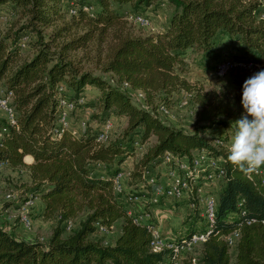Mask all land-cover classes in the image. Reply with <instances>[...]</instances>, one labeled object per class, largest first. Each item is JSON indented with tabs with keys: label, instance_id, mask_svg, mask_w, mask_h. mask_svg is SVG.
I'll list each match as a JSON object with an SVG mask.
<instances>
[{
	"label": "trees",
	"instance_id": "obj_1",
	"mask_svg": "<svg viewBox=\"0 0 264 264\" xmlns=\"http://www.w3.org/2000/svg\"><path fill=\"white\" fill-rule=\"evenodd\" d=\"M60 1L0 0V12H5L3 5H10L12 13L25 17L17 28L1 27L7 13V19L0 21V89L4 96L9 94L15 114L12 125L0 119V126L6 125L0 136V163L16 167L24 165V155L32 158L26 188L18 197L28 193L39 199L41 217L54 220L44 243L15 238L0 226V264H167L168 250L151 251L149 231L133 221L111 188L113 174L132 152L125 142L132 143L134 135L140 145L151 136L154 142L133 164L128 184L135 185L141 168L158 161L164 151L188 157L203 148L220 159L224 175L215 193L211 233L191 253L183 254L179 264H264V186L260 184L264 167L244 175L226 161L228 146H224L243 112L244 81L264 70V7L256 0H74L64 11ZM162 3L172 7L164 28L144 34L129 30L122 5L140 11ZM83 6L93 11H84ZM44 28H49L46 35ZM23 34L29 39L20 47ZM218 35L234 37L247 60L258 64L233 91L204 87L181 75L189 51L216 58ZM89 59L93 68L112 75L115 84L83 69V60ZM86 85L99 92L95 103L99 118L125 117L124 140L101 143L89 129L77 135L66 128L53 131L57 98L75 101ZM124 89L141 92L146 107L134 104ZM180 92L196 105L190 131L162 121L153 110L158 105L169 108ZM215 127L223 129V137L214 134ZM210 137L220 144L212 145ZM79 215L82 218L75 225L73 219ZM195 215L189 216L187 234ZM117 220H121L118 235L112 244H104L96 237L99 228L108 230ZM66 221L72 223L69 231ZM233 231L238 236L229 247L225 237Z\"/></svg>",
	"mask_w": 264,
	"mask_h": 264
},
{
	"label": "built area",
	"instance_id": "obj_2",
	"mask_svg": "<svg viewBox=\"0 0 264 264\" xmlns=\"http://www.w3.org/2000/svg\"><path fill=\"white\" fill-rule=\"evenodd\" d=\"M258 3L264 6V0H258ZM82 9L84 11L88 10L85 6H83ZM69 12L72 14L75 13V8H70ZM6 19L7 14L1 11L0 21L3 22ZM133 22L141 27L149 26L147 18L141 14H134ZM28 39L27 34L20 36L19 46L24 47ZM256 67H258V64L252 60L221 59L215 63L213 72L217 78L224 77L227 73L235 69L243 70L249 75ZM123 86L126 87L127 85L123 84ZM135 92L139 97L143 98L141 92L137 90H135ZM184 96H188V94L185 93ZM81 103V97L75 101L61 97L57 98L58 116L56 127L53 129L54 132L66 128L70 130L71 134H78L75 130L69 129L68 114L75 109L77 105H81ZM184 103V100H182L179 104L182 105ZM0 108L5 113L3 119L6 125L14 124L15 114L13 108L9 105V94L4 96L1 89ZM155 112L168 115L169 108L164 105H158ZM6 125L0 126V136L1 133L6 131ZM81 125H83V123H81ZM110 129L111 122L106 119L101 123L100 128L96 132V141L101 143L107 142ZM134 144H136V142ZM211 144L218 145L220 141L215 138L211 141ZM159 164L163 167L162 174L159 173V170H149L146 166L141 168L140 177L135 179L136 188H132L131 185L128 184L131 170H122L120 168L111 178V188L114 194L120 195L124 193L126 195V201L141 206L142 211L140 213L128 214L132 215L133 221L143 224L149 231L151 236V251L158 252L166 249L169 252L167 264H179L183 254L191 253L194 247L205 241L211 233L216 204V198L215 196L213 197L212 194H215L216 190L213 193L209 191L205 192L203 188L205 185H210L215 182H218L219 186L224 172L220 166V159L208 155L203 148L193 150L188 157L177 156L169 151H164L159 156ZM2 165L5 164L0 163V167ZM95 165L98 168H102L101 163H96ZM260 171L261 168L257 172ZM260 184L264 186V177H261ZM35 199L34 196L28 193L24 194L21 199L12 193H5L4 201L17 204V207L11 205L6 206L4 209L6 211V225L18 221L23 228H29L31 219L28 210L33 207ZM162 199H184L186 201L191 212L194 211L191 215L196 213L191 232L176 239L164 238L160 235L152 222L148 208L151 205L157 204ZM240 213L242 214L243 211ZM6 225H2V227L7 230L8 226ZM71 228L72 223L66 221L65 230L69 231ZM99 229L106 231L103 227ZM237 236V232L233 231L225 237L229 247L233 246ZM190 262L194 263V257L190 258Z\"/></svg>",
	"mask_w": 264,
	"mask_h": 264
},
{
	"label": "rangeland",
	"instance_id": "obj_3",
	"mask_svg": "<svg viewBox=\"0 0 264 264\" xmlns=\"http://www.w3.org/2000/svg\"><path fill=\"white\" fill-rule=\"evenodd\" d=\"M258 2V0H256ZM74 0H61L60 1V7L64 11L68 9V5L70 3H73ZM120 10L125 13V20L127 22V26L129 30L133 34H144L147 32H152L156 30H160L165 27L167 24L168 18L170 14L172 13V7L166 3L158 4V5H153L148 8H143L140 11H133L129 5H122L120 7ZM93 9L88 7L87 12H92ZM4 12V11H3ZM8 14V19L7 22L1 27H12V28H17L21 26L22 24L25 23V17L19 16L17 12L12 13V8L10 5H7V8H5V12ZM141 14L145 16L149 22L148 27H141L138 26L133 22V16L134 14ZM49 31V28H44L42 34L46 35ZM29 38L33 39L34 34H29ZM217 38L215 39V50L217 52L216 58L214 60H211L210 56L208 58H203L200 53L192 52L189 51L187 52L186 56V61L185 64L183 65V72L182 76L189 80V82H194L203 85L204 87L208 86H224L223 82L225 80H229V82H232L233 84H237L239 81L247 77V74L245 71L240 70V69H235L232 70L231 72L227 73L224 77L217 78L214 75L213 72V66L214 64L219 61L220 59H244L247 60L249 59L248 54L244 52L242 47L239 45L237 40L234 37H227L225 35H218L216 36ZM27 48V47H26ZM24 54V53H22ZM76 55H80V51L76 52ZM90 55H92V52H90ZM94 61L92 59L89 60H83V69H89L93 73L97 74L99 73L100 75L104 76L109 80V82L115 84L114 77L110 75L109 73H101L99 72L98 69L93 68ZM121 87V86H119ZM122 88V87H121ZM123 89V88H122ZM125 90V89H124ZM131 101L138 105V106H144L146 107V104L143 100V98L139 97L135 90H125ZM99 95V92L97 89H94V87H86L83 89V92L81 93L80 97L82 100L81 105H77L75 109H73L70 114H68V123L70 126V123L72 125L71 128H74L76 132L84 131L86 129H89L90 131L97 132L98 129L101 126V123L108 119L111 122V129L109 130L108 133V141H113L117 139L118 141L124 140V130H125V125H126V119L125 117H119V116H114L109 114L105 118H99L100 116L98 114V108L96 107V99ZM188 96H184V92H180L175 96V100H173L172 104L169 106V113L168 115H162L159 113H156L157 116L162 120L169 122V124H175V126H181V128H184L186 130H191L194 126V116L193 112L196 109V105L193 104V102L190 101ZM182 100H184V104H179ZM156 107L153 109L155 110ZM5 116L4 111L0 108V115ZM83 123V125H81ZM137 130H139L137 128ZM214 134L218 136L219 138L223 137L222 135L224 134L223 129L219 127L214 128ZM231 137L228 136L227 140L224 143V146H229L231 142ZM214 137L207 138L209 141L213 139ZM134 141L131 143L125 142L126 147L129 149V146L131 144L132 147V152L130 150V154L128 156H125L123 161L119 164V167L122 170H129L132 169L133 164L140 158L142 153L145 150L146 146H149L152 142H154V138L151 136L148 138L146 142H144L142 145H140L138 141V136L134 135L133 136ZM136 142V144H134ZM146 167L150 170H159V173L162 174L163 172V167L161 164H159V158L158 161H152L147 164H145ZM118 167V168H119ZM26 172L24 169L19 166L18 169L16 170H11L8 166L2 165L0 167V200L3 199L4 201V194L5 193H12L13 195H16L17 197L19 195H23V190L26 188ZM132 188H136V182L134 185V182L131 184ZM211 189V192L213 193L215 190L218 189V182H215L210 185H205L203 188V191L207 192ZM214 197L215 194H212ZM125 197L126 195L124 193L119 195V199L123 204L126 205L127 210L129 209L132 211V206L134 207V204H127L125 202ZM164 202H172L173 199H162ZM170 200V201H169ZM36 202V201H35ZM182 204V205H181ZM10 205V204H9ZM132 205V206H131ZM175 206L173 208V214L177 215H182L188 210L190 211V216H191V210L188 207V204L181 203L179 201L176 204L169 203V207ZM179 207H178V206ZM36 212L37 211V206L36 203L33 204V207L28 210V212ZM188 211V212H189ZM137 212V211H136ZM82 214V213H81ZM82 216V215H79ZM39 221L41 219L38 216H35ZM189 218V217H188ZM31 219V217H30ZM182 221L180 223H184V219H181ZM77 222V221H76ZM13 224L20 225L19 222L17 221L15 223L12 222ZM206 223V222H205ZM77 223H75L76 225ZM34 225H32V219H31V225L27 230L32 229ZM46 228V229H45ZM50 228V225H46L44 227V232L41 233L39 230V227L37 226L35 229V234L33 239L37 240L39 242L44 243L45 242V236L48 232V229ZM52 228V227H51ZM26 229V228H25ZM188 229V226H187ZM185 232V227L182 229ZM107 231V230H106ZM104 230H100V233L96 234V237H98L101 242L105 244H109L113 238L116 235L117 227L114 226L111 229L109 228L108 231L106 232ZM232 249H229V253L232 254Z\"/></svg>",
	"mask_w": 264,
	"mask_h": 264
},
{
	"label": "clouds",
	"instance_id": "obj_4",
	"mask_svg": "<svg viewBox=\"0 0 264 264\" xmlns=\"http://www.w3.org/2000/svg\"><path fill=\"white\" fill-rule=\"evenodd\" d=\"M240 105L226 161L248 176L264 167V70L244 81Z\"/></svg>",
	"mask_w": 264,
	"mask_h": 264
},
{
	"label": "crops",
	"instance_id": "obj_5",
	"mask_svg": "<svg viewBox=\"0 0 264 264\" xmlns=\"http://www.w3.org/2000/svg\"><path fill=\"white\" fill-rule=\"evenodd\" d=\"M260 6L264 7L262 5H260ZM5 8H7V5H3L2 6V9H5ZM223 85L224 86H222V87H224V88H226L227 90H230V91H233L235 89V87H236V84H233L232 82H229V80H225L223 82ZM86 87H93V86L86 85L84 87V89ZM94 89H96V88H94ZM3 118H4V116H2V114H1L0 115V119H3ZM164 122H166V121H164ZM166 123L169 124V122H166ZM170 125L175 126V124H173V123L170 124ZM70 126L72 127L71 123H70ZM70 126H69V123H68L69 129H74V128H71ZM175 127L181 128V126H179V125L175 126ZM182 129L185 130V131H190V130H186L184 128H182ZM80 132H82V131H80ZM31 161H32V158L29 155H24L23 156L24 165H21V167L26 172V178H27L26 181H28L27 165L30 164ZM18 167L19 166L9 167V168L11 170H16V169H18ZM119 169H120V167H119ZM209 192H211V189L209 190ZM35 201H36L35 203H36V206H37V211L36 212H31V211L29 212V216L32 219V225H34V227H32V229H30V230H27V229L23 228L21 225H17V224H13V223H8L6 225V223H7V221L5 220V212L6 211L4 209L6 208V206H11V205L14 206V203L6 202V201H3V199H1L0 200V226H2V225L8 226L7 231L15 238L22 239V240H25V241H33L34 240L33 237H34V234H35V229L34 228H36L38 226L40 232L41 233H45L46 231L44 232V227L46 225H50V228L48 229V232H47V234L45 236V240H46V238L49 236L51 227L54 225V220L42 218L41 215H40L41 208H42V203L37 198L35 199ZM179 201H181V203H185L186 202L184 199L172 200V202H168V205H169V203L176 204ZM125 202H126V200H125ZM165 204H167V201L164 202V200H160L157 204L151 205L148 208L149 211H150L151 219H152V222H153L155 228L158 230L160 235L162 237H164V238L176 239V238H178L180 236L186 235L187 234L186 233L187 232V226L189 227L190 218H188V217L190 216V211L188 210L189 212L187 211V212H185L182 215L173 214V208L175 206L173 205L172 207L171 206L169 207L168 205H165ZM132 208H133L132 211H130L128 209L127 213L137 214V213H140L142 211L140 205H135L134 207L132 206ZM35 216H38L41 219V221H39ZM80 218H82V216H78L77 218L73 219V222L77 223ZM181 219L185 220V221H183L184 222L183 224L180 223L182 221ZM120 223H121V220H117L110 227V229H111L112 227L116 226L117 227V231H116L115 237L113 238V240L109 244H112L114 239L118 235ZM183 227H185V232L182 230ZM99 231H100V229H99ZM99 231H98V233H100Z\"/></svg>",
	"mask_w": 264,
	"mask_h": 264
}]
</instances>
